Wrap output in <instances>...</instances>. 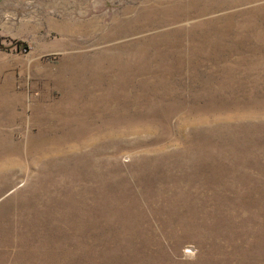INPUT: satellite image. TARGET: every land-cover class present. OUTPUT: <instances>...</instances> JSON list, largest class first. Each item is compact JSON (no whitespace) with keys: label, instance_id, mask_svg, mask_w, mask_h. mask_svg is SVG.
I'll return each instance as SVG.
<instances>
[{"label":"rangeland","instance_id":"rangeland-1","mask_svg":"<svg viewBox=\"0 0 264 264\" xmlns=\"http://www.w3.org/2000/svg\"><path fill=\"white\" fill-rule=\"evenodd\" d=\"M0 264H264V0H0Z\"/></svg>","mask_w":264,"mask_h":264}]
</instances>
